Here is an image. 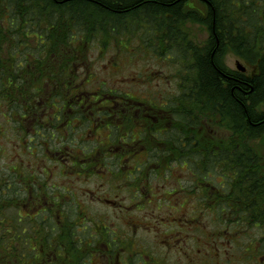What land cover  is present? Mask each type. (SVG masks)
Masks as SVG:
<instances>
[{
    "label": "trees",
    "instance_id": "16d2710c",
    "mask_svg": "<svg viewBox=\"0 0 264 264\" xmlns=\"http://www.w3.org/2000/svg\"><path fill=\"white\" fill-rule=\"evenodd\" d=\"M197 6L202 7L203 14L195 11ZM186 21L206 26L209 39L205 45L194 44L190 36L185 35L182 28ZM113 43L122 56H127L124 53L128 52L142 59L150 58L160 48V58L174 68L172 79L179 94L173 98L169 93L163 108L160 101L134 98L124 91L104 90L102 86L96 90L83 88L82 83L89 80L82 79L81 72L88 71L93 47L106 49ZM125 43L128 48L124 47ZM225 50L241 59L248 72L243 74L228 68L220 58ZM115 65L122 70L121 63ZM123 77L133 80L131 72ZM136 80L133 84L144 87L149 77ZM90 101L104 102L111 108L114 104L126 103L127 106L132 102L155 108L150 111H165L167 114L162 112L157 116V123L149 122L148 134L158 144L162 139L158 125L170 122L174 126L187 127L179 134L169 135L171 139L182 138L178 143L181 154L169 158L157 147L147 146L152 143L141 144L139 140L143 134H137L127 114L113 117L109 111H92L87 104L84 107L78 104ZM0 102L8 108L9 121L24 136L33 128L26 155L35 158L30 165H24L23 161H17L16 155L2 167L0 155V230L5 231L1 225H7L14 215L19 217L21 210L30 203L35 212L36 250H42L45 237L48 241L52 239L53 231L51 235L48 231L44 235L45 224L54 227L55 237L63 232L59 223L65 224L66 240L55 246L72 248L71 256L76 261L81 260V256L90 257L95 241L104 243L109 235L111 242L115 239L114 221L91 217L75 195L60 193L61 188L52 182L48 164L43 160V166H38V156L42 152L43 158L50 163L61 161L64 164L61 170L68 166L69 176L90 172L93 177L114 178L112 185L115 187L111 189L114 198H98L103 203L115 201L124 194H132L134 202L149 203L147 199L153 197L151 193L157 184L152 179L161 180L159 186L187 180L188 190H180L187 199L193 200L194 212L198 199L211 212L209 217L213 214L241 215L243 218H228V222L243 223L246 229L259 223L264 257V156L257 153L261 146H251L264 140V0H0ZM129 109L131 107L125 111ZM213 115L232 137L227 143L222 139L221 155L219 151H208L207 156H195L191 140L184 132L190 124H203L201 116L206 119ZM50 122L51 129H47ZM80 123L90 129L79 142L87 143V136L96 137L102 134L100 131L109 135L96 141L93 149L79 148L81 146L75 149L64 146L62 150L47 148L46 141L52 142L55 137L64 144L66 136L56 127L64 125L74 131V124ZM122 145L131 146L129 155L114 154ZM201 146L207 149L204 142ZM133 149L141 151L131 152ZM113 159L117 161L115 166L109 164ZM154 166L159 167L149 171ZM185 172L189 177H185ZM215 172L221 174L218 184L213 182ZM178 192L179 189L167 191L173 196ZM213 199L219 202L212 203ZM65 205L76 206L73 217L77 224L74 226L69 217L64 222L59 219V211L67 212ZM8 210H14L15 214L8 212L7 215ZM43 216L47 217L44 221ZM16 236L17 230L11 237L12 244ZM3 239L1 237L0 243ZM11 250L16 255L13 247ZM13 259L11 255L7 261Z\"/></svg>",
    "mask_w": 264,
    "mask_h": 264
},
{
    "label": "rangeland",
    "instance_id": "374dc122",
    "mask_svg": "<svg viewBox=\"0 0 264 264\" xmlns=\"http://www.w3.org/2000/svg\"><path fill=\"white\" fill-rule=\"evenodd\" d=\"M198 12H201L203 14L202 7H196V10ZM186 24L183 26V30L185 31V35L190 36L194 44L197 45H205L208 42L209 34L207 31L206 26L199 24L197 22L192 21H186ZM120 40V39H119ZM140 41V39H139ZM116 43H113L112 47H108L106 49H102L100 47H93L92 51L90 52V58L89 63L87 67V75L84 72H81V78L89 80L88 82L82 83V87L86 90H96L103 87L104 90H120L121 92L124 91L126 93H130L134 96V98H141L142 100L151 99L154 101H161L163 99L164 93H171L175 91L176 85L173 82L172 77L175 74L174 68L169 65L166 59L160 58V52L159 49L156 53H153L150 55V58L142 59L141 57H136L137 55L132 56L130 53L126 52L127 56L136 57L133 60L127 56H122L120 51H116L115 48ZM157 46L159 45V41L157 40ZM155 45V48H157ZM125 48H128V44H124ZM135 53L138 54L136 45L134 46ZM159 56H157V55ZM122 56V57H121ZM140 56V55H138ZM223 59V63L232 70H237L238 63H240L243 67H246L245 63L239 59L236 55H234L231 51L225 50V52L220 57ZM115 63H121L122 70H118V65H115ZM120 67V66H119ZM125 72V73H124ZM132 73L133 80L129 81L124 79V74L128 75L129 73ZM149 77V81L147 86L144 87L133 84V82H136L138 78L141 77ZM104 84V85H102ZM146 99H143L145 98ZM8 108L3 105L2 102H0V146H1V157H2V167H6L5 161L8 162L12 159V157H16L17 155V161H23L24 165H30L31 161H34V157H30L26 155L27 151V145H30L29 139L31 138L30 135L33 133V128L28 129V132L26 136L23 135L22 131L12 122L8 119ZM55 113V111L53 112ZM72 113V112H71ZM90 116L92 117L93 114L91 113ZM217 118V119H216ZM213 115L210 119H213V127L219 131L217 134L214 133V140L222 138L225 139L224 142H228L229 138L232 137L231 133L227 131L226 129H223L220 127L219 124L216 122L219 121V118ZM202 120L204 117L200 118ZM220 122V121H219ZM76 123V122H75ZM47 129H51V122L50 125L46 126ZM55 129H59L61 132V135L66 136V139L64 141V144H61V140L59 138L55 137V139L51 142L46 141L48 145L46 144L48 149H61L65 146L66 148H94L96 141H101L107 138L109 133L100 131V135L96 136L93 135L91 137L87 136V143L79 142V140H84L83 135L86 130H89L86 128V125L80 124H74V131L72 128H65L64 125H59ZM67 131H71L69 135L66 134ZM218 135V136H217ZM23 136V137H22ZM30 137V138H29ZM22 139H25L23 141ZM39 142L42 143V139H38ZM23 141V144L22 142ZM37 141V139H36ZM21 142V144H20ZM37 143V142H36ZM261 146V150H257V153L261 156H264V140H261V144L259 142H256L255 144H251V146ZM21 155V156H20ZM19 156V158H18ZM59 156V155H58ZM50 159V157H48ZM100 158H103L102 156ZM44 160V163L48 164V166L51 168V175H52V182L55 183L56 187L61 188V192L63 195L69 196L68 193L75 195L81 203V207L84 209L86 213H88L93 218H104L109 220L111 223L114 221L115 230L117 231V238L122 239L124 235H132L134 242L138 247H143L145 244L146 246H149V248L152 249L154 245V249L158 251L159 254L164 255L166 252V249L164 247H167V245L161 244L158 240L154 237L157 236L158 230L160 229V223L167 222V221H176L179 223L182 221V219H185V215L194 214L199 215L200 220H205V226L210 227L211 224H214L212 221H210L212 218L209 219L208 214L211 213L208 212L207 209L204 207V202H200V200L196 199L198 201L197 210L194 212V207L189 206L188 203L184 201L183 198H180V195H174L173 197L165 195L163 193L164 191H171V190H177V189H183L184 191H187L189 183H186L187 180H183L182 183L176 184L174 181H170L166 186H159L157 184H161V180H156L155 178L152 179L154 184V188L156 189L153 192V197L156 199L154 201H150L149 203H140V202H134L132 201V194H124L122 198H117L115 201H110L106 203H102V205L97 204L96 200L98 198L103 199H112L114 198V194L111 192V189L115 187L112 185V180L114 181V178H105V177H93V174L90 172L88 173H76L73 175L67 174L68 166L63 167V170H61V166L64 165L61 161L50 163L48 160L46 161L45 158H43V153L40 152V156H38V166H43L41 163ZM117 163L116 159H113L109 162L111 166H115ZM15 164V163H14ZM98 166V164H95ZM114 168V167H113ZM112 168V169H113ZM114 168L113 170H115ZM117 171V170H115ZM63 172L65 174H63ZM62 174V176H61ZM66 174L68 176H66ZM169 175V174H168ZM185 177H189V173L185 172ZM221 181V174L219 172H215L213 182L215 184H218ZM118 182V181H117ZM116 182V183H117ZM66 191V192H65ZM68 192V193H67ZM181 194L183 193V190H180ZM158 198V199H157ZM165 198H169V200H165ZM177 198H180L178 200ZM186 198H188L186 196ZM150 200V199H149ZM148 200V201H149ZM76 209V206L74 208H71L68 205H65L64 210L67 212L59 211V219L61 221H65V218L70 219L72 222V226L74 224H77V220L73 217L75 216L74 211ZM202 209H206L202 210ZM217 209V208H216ZM9 210L7 211V215ZM17 212V211H16ZM213 212V211H212ZM216 212V211H214ZM35 212L32 211V204H27V207L21 210V214L18 216L14 215L15 211H11L9 214L14 215L12 218L8 219L7 225L11 226L8 227L7 225L2 226L1 228L5 229L0 230V240L1 237H4L3 242L0 243V264H20L21 259L23 257L26 258H34L37 257V260L42 262L43 260V251L42 250H36L32 251V248L36 246V231L34 226V217L33 215ZM211 216V215H210ZM4 219V217H1ZM46 216H43V221L46 219ZM58 221V220H57ZM56 221V222H57ZM60 228L63 230V232H59V235L55 237V231L54 227L48 224H45V230L44 235L46 231H48V235H51V231L54 233L52 234V239L47 240L45 237V244L44 248L58 249L55 245L61 244V242H64L67 237V229L65 228V224L59 223ZM164 229V228H162ZM212 230V227L209 228ZM7 230H9L10 233H7ZM17 230V238L13 244L11 242V237L14 233V231ZM209 230L206 235L198 234V243L196 242V245L191 242L190 245L187 246L188 249H190L191 256L197 260V254H199L200 250H197L198 248H202L204 245L201 241L210 239L211 234ZM19 235V236H18ZM89 235V234H88ZM161 235H167V236H173L176 235V237L186 238L189 239L190 236L187 234L179 233L177 230L171 231V228L166 233H162ZM160 235V236H161ZM262 235V231H261ZM250 242H253L254 239L260 237V233L257 230L250 231ZM55 237V238H54ZM87 238L86 240H88ZM167 239L163 237V240ZM211 240V239H210ZM226 240L215 242L216 246L219 245L221 248H224L227 245V249L223 250L219 249L220 254L226 255L225 252H229L230 256H233L237 250L233 249V247H230L229 243H226ZM8 241V243H6ZM248 239H244V242H247ZM29 242L31 243L32 248L29 247ZM214 246V247H216ZM11 247H13L16 251V255L12 253ZM213 247V244H212ZM102 252H105V249L103 247L100 248ZM8 251V253H7ZM157 253V252H154ZM181 256L184 258V255L186 257V253L184 251L180 252ZM183 254V255H182ZM14 258L11 261H7L9 257ZM16 256V257H15ZM86 257V256H85ZM83 257V258H85ZM82 258V259H83ZM179 255L178 253H175V258L178 259ZM264 258V257H263ZM81 259V260H82ZM110 261L115 262V258H109ZM126 260V259H125ZM25 261V260H24ZM67 263L70 264V262L66 259ZM91 262L93 264H109L108 263V257L105 259H102L100 256L94 255L91 258ZM179 261L176 260V264H178ZM181 264V263H180ZM187 264V263H186ZM248 264V263H245Z\"/></svg>",
    "mask_w": 264,
    "mask_h": 264
},
{
    "label": "flooded vegetation",
    "instance_id": "af4514ba",
    "mask_svg": "<svg viewBox=\"0 0 264 264\" xmlns=\"http://www.w3.org/2000/svg\"><path fill=\"white\" fill-rule=\"evenodd\" d=\"M245 74V73H243ZM176 94H179V88L176 86L175 91L171 92L170 96L175 98ZM168 93H164L162 96L163 99L159 102L160 106L165 108L166 106H163V104L166 102L168 98ZM91 102V101H90ZM79 105H82L84 107L85 104L88 105V109L97 110L98 112H106L109 111L110 113H113V117L115 115H129L131 118V122H134V128L137 129V134H143L141 135V139L139 140L141 144H145L146 142H150L152 144H148L147 146L149 147H157L158 150L161 152H164V154L167 157H176L179 156L181 151H179L178 143L182 138H179L176 140V138L171 139L169 138V135L171 136L172 132L175 133H180L183 132L184 128L187 127H182V126H174L172 123H168L165 125L163 123L162 125H158L159 131L162 134L161 137L162 139L159 140L160 143L157 144L155 139L151 138L148 134L149 132V127H151V124L149 123L150 121H153L154 123L158 122L157 116L163 114H167L165 111H159V112H154L150 111L149 109H152L150 107H145V105H137L136 103H130L127 106L125 104L119 103V104H114L112 108L105 105L104 102H98V103H88V102H80L78 103ZM127 107H131L128 111H125ZM111 108V109H110ZM155 109V108H154ZM153 110V109H152ZM157 110V109H156ZM120 112V114H118ZM153 113H155L154 116ZM92 114H95V111L92 112ZM152 114V115H151ZM201 116L200 118H202ZM163 120L165 118H162ZM203 124L200 123H193L190 124V127L184 132L185 136L188 135L189 139L191 140L190 146L191 148L194 147V155L198 156H207V152L210 151V153H214L219 151L218 155L222 154V148L219 146V144H222V138L214 140V133L217 134V131L213 127V119L206 118V120H202ZM218 124V122H216ZM177 124V123H176ZM177 127V128H176ZM223 130V129H222ZM158 131V132H159ZM182 134V133H181ZM152 135V134H151ZM218 136V135H217ZM184 137V135H183ZM204 142L206 144L207 149H202L201 143ZM216 143V146L214 147V142ZM222 141V142H221ZM189 146V145H188ZM160 147V148H159ZM224 147V146H223ZM130 148L131 146L128 145H122L117 147V149L114 151L115 155L118 156H127L130 154ZM221 148V149H220ZM216 149V150H215ZM140 150L133 149L131 152H140ZM191 151V150H190ZM111 154V153H110ZM157 167L159 166H154L152 168H149V171L151 170H157ZM192 168H195L193 166ZM190 171V170H189ZM150 173V172H149ZM222 180V178H221ZM165 195L172 196V193H167V191L163 192ZM184 193V191H183ZM153 194V193H151ZM180 195V198H183L186 203H188L189 206L193 205V200L192 199H187L184 194H181L180 190L177 193ZM176 194V195H177ZM180 198H177L180 200ZM154 201L156 200L152 196L148 198L147 200ZM158 199V198H157ZM165 200H169V198H165ZM97 203L101 204L103 202H99L96 200ZM110 202V201H107ZM212 203H218L219 199H213L211 201ZM189 216L186 217L185 219H182L179 223L176 221H167V222H161L160 223V229L158 230L157 236H155V239H160L158 240L161 244L167 245V247H164L166 249V252L164 255H161L158 253L156 249H154V245L151 248L149 246H146L145 244L143 247H138L136 243L134 242V239L132 235H124L121 240L117 239V231H115V239L111 242L108 238H104L106 242L102 241H95V244L90 249V257L87 259L85 256H81L82 260H77L75 259L74 256H71L72 248L70 247H65L62 246L61 248H58L55 250L47 248H42V253H44L45 257L43 258L42 262L37 260V257L34 258H26L23 257L21 259L20 264H68L66 259L70 262V264H93L91 262V258L96 255V256H101L102 259H105L108 257V263L109 264H176V260L179 261L178 264H264V258L262 257L261 254V226L259 223L254 224L252 229H246L247 227L243 223L239 224H229L228 218H243L241 215H231V214H213L212 216H208L209 219L212 218L210 221H212L214 224H211L210 227L205 226V220H200L197 215L194 214H189L185 215ZM212 227V230L209 229ZM164 228V229H162ZM171 228V231L177 230L179 233H183L185 235H189L190 238H181V237H176V235L173 236H167V235H161L162 233H166L169 231ZM243 228V229H240ZM210 231L211 237L210 239L201 241L204 245L202 248H198L197 250H200L199 254H197V260H195L191 254H190V249L187 248L188 245H190L191 242H193L196 245H199L198 241V234H203L206 235L207 232ZM252 230H257L260 233V237L254 239L253 242H250V231ZM36 235V234H35ZM161 235V236H160ZM163 237L167 238L163 240ZM249 237V238H248ZM36 238L38 239L37 235ZM226 240V243L230 244V247L237 252L233 256H230L229 252H225L226 255L220 254L221 249L225 250L227 249V245L224 248H221L219 245L216 246L215 242H220L223 240ZM240 239H243L241 241ZM244 239H248L247 242H244ZM128 243V244H124ZM37 244V241H36ZM188 244V245H187ZM213 244V247H212ZM29 245V244H28ZM216 246V247H214ZM30 248H32L31 243L29 245ZM103 247L105 249V252H102L100 248ZM220 249V251H219ZM32 251H36L34 247L32 248ZM184 251L186 253V257L184 255V258L181 256V253ZM157 252V253H154ZM77 253V252H74ZM175 253H178L179 258H175ZM183 255V254H182ZM109 258H115V262H112L109 260ZM126 259V260H125ZM25 260V261H24Z\"/></svg>",
    "mask_w": 264,
    "mask_h": 264
},
{
    "label": "water",
    "instance_id": "95a60500",
    "mask_svg": "<svg viewBox=\"0 0 264 264\" xmlns=\"http://www.w3.org/2000/svg\"><path fill=\"white\" fill-rule=\"evenodd\" d=\"M238 69H240L242 72H244V71H245V68H244V67H242L241 65H238Z\"/></svg>",
    "mask_w": 264,
    "mask_h": 264
}]
</instances>
